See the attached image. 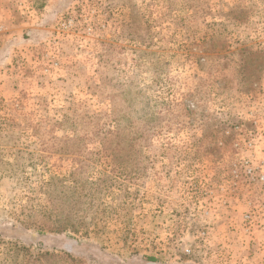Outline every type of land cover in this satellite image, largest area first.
I'll return each mask as SVG.
<instances>
[{"label": "rangeland", "instance_id": "1", "mask_svg": "<svg viewBox=\"0 0 264 264\" xmlns=\"http://www.w3.org/2000/svg\"><path fill=\"white\" fill-rule=\"evenodd\" d=\"M250 109L264 0H0V264H264Z\"/></svg>", "mask_w": 264, "mask_h": 264}, {"label": "built area", "instance_id": "2", "mask_svg": "<svg viewBox=\"0 0 264 264\" xmlns=\"http://www.w3.org/2000/svg\"><path fill=\"white\" fill-rule=\"evenodd\" d=\"M263 114L264 110L253 113L250 109L248 125H238L237 128L243 130L246 135L236 141L239 150H241L239 143L242 144V151L233 166L231 182L221 186L222 193L218 199V203L225 207L236 198V203L247 208L241 214V223L246 234L254 230L264 232V116L261 117ZM231 194L235 196L230 197ZM205 234L204 230L200 232L201 236ZM187 252L190 250L187 249Z\"/></svg>", "mask_w": 264, "mask_h": 264}, {"label": "crops", "instance_id": "3", "mask_svg": "<svg viewBox=\"0 0 264 264\" xmlns=\"http://www.w3.org/2000/svg\"><path fill=\"white\" fill-rule=\"evenodd\" d=\"M259 233H261V232H259ZM259 236H260V238H261V235H263L262 233L261 234H258ZM264 237H262V239H263ZM258 259H261V256H258Z\"/></svg>", "mask_w": 264, "mask_h": 264}, {"label": "trees", "instance_id": "4", "mask_svg": "<svg viewBox=\"0 0 264 264\" xmlns=\"http://www.w3.org/2000/svg\"><path fill=\"white\" fill-rule=\"evenodd\" d=\"M150 260H152V259H150Z\"/></svg>", "mask_w": 264, "mask_h": 264}]
</instances>
